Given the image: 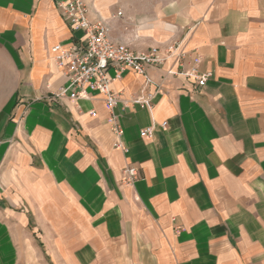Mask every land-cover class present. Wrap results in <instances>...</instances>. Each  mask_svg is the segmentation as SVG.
<instances>
[{
	"label": "crops",
	"instance_id": "1",
	"mask_svg": "<svg viewBox=\"0 0 264 264\" xmlns=\"http://www.w3.org/2000/svg\"><path fill=\"white\" fill-rule=\"evenodd\" d=\"M62 1L0 0V264H264V0H81L114 43L183 53L111 112L55 98L51 48L84 34Z\"/></svg>",
	"mask_w": 264,
	"mask_h": 264
},
{
	"label": "built area",
	"instance_id": "2",
	"mask_svg": "<svg viewBox=\"0 0 264 264\" xmlns=\"http://www.w3.org/2000/svg\"><path fill=\"white\" fill-rule=\"evenodd\" d=\"M57 8L75 30H82V45L69 43L66 46L55 45L51 53L57 67L66 78V85L55 95V98L67 96L70 101L88 99V91L103 96L105 108L111 112L118 104V97L111 90L115 80L128 72L143 76L148 68L159 67L166 60L173 57H182L180 43L171 45L162 54L157 48H150L146 52L134 53L125 45L114 43L109 38V29L101 21L91 23L87 17V10L81 0H68L57 3ZM193 66L184 74L193 80L198 87H204L211 73L200 74L196 65L199 57L193 59ZM142 107L147 102H138ZM92 117L95 116L91 112ZM111 132L120 137L123 134L117 119L112 114L107 119ZM163 127L165 124L163 123ZM140 136L150 139V129L140 131ZM116 148H121L115 144ZM125 181L130 184L137 176L134 168L125 170Z\"/></svg>",
	"mask_w": 264,
	"mask_h": 264
},
{
	"label": "rangeland",
	"instance_id": "3",
	"mask_svg": "<svg viewBox=\"0 0 264 264\" xmlns=\"http://www.w3.org/2000/svg\"><path fill=\"white\" fill-rule=\"evenodd\" d=\"M78 36H80V33H78ZM4 69H5V67H4ZM4 71H6V69H5ZM2 80H6V79L0 77V82H1Z\"/></svg>",
	"mask_w": 264,
	"mask_h": 264
}]
</instances>
